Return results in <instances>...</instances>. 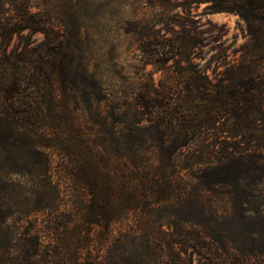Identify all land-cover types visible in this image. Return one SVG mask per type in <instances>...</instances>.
<instances>
[{
  "label": "trees",
  "instance_id": "obj_1",
  "mask_svg": "<svg viewBox=\"0 0 264 264\" xmlns=\"http://www.w3.org/2000/svg\"><path fill=\"white\" fill-rule=\"evenodd\" d=\"M226 2L250 43L214 80L195 70L174 105L141 91L103 113L107 90L85 65L2 50L0 264H264L263 229L209 224L225 221L214 197H264V0ZM43 20L0 0L4 43L48 35Z\"/></svg>",
  "mask_w": 264,
  "mask_h": 264
},
{
  "label": "rangeland",
  "instance_id": "obj_2",
  "mask_svg": "<svg viewBox=\"0 0 264 264\" xmlns=\"http://www.w3.org/2000/svg\"><path fill=\"white\" fill-rule=\"evenodd\" d=\"M26 1L30 11L44 19L49 34L38 30L25 41L17 36L7 43L0 40V54L4 50L14 57L26 47L35 62L40 56L50 61L51 54L57 53L61 71L68 65H85L107 90L109 100L100 102L103 113L113 110L119 101L125 107L141 91L144 99L157 91L163 104L174 105L175 88H185L195 70L202 68L214 80L217 72L238 60L239 51H245L244 46L250 43L246 22L228 10L232 4L226 0ZM215 7L226 11L212 13ZM56 92L60 97L68 95L58 88ZM191 171L200 172L197 165ZM191 171L183 170L182 174L187 177ZM11 178L23 179L17 174ZM191 184L201 187L197 181ZM225 197L212 199L213 208L225 219L211 221L212 228L264 230V197L243 196L237 203ZM258 204L262 210L249 212ZM184 209L175 205V214ZM254 237L253 241L241 237L240 245L262 244Z\"/></svg>",
  "mask_w": 264,
  "mask_h": 264
}]
</instances>
